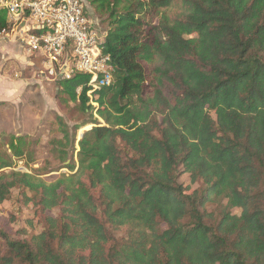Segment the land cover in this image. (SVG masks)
Masks as SVG:
<instances>
[{
	"label": "trees",
	"instance_id": "obj_1",
	"mask_svg": "<svg viewBox=\"0 0 264 264\" xmlns=\"http://www.w3.org/2000/svg\"><path fill=\"white\" fill-rule=\"evenodd\" d=\"M89 1L113 81L95 107L88 75L60 82L103 124L52 181L0 163V202L18 189L42 223L0 228V264H264V0Z\"/></svg>",
	"mask_w": 264,
	"mask_h": 264
},
{
	"label": "rangeland",
	"instance_id": "obj_2",
	"mask_svg": "<svg viewBox=\"0 0 264 264\" xmlns=\"http://www.w3.org/2000/svg\"><path fill=\"white\" fill-rule=\"evenodd\" d=\"M85 4L94 22L105 28L104 17L100 16L95 6L89 0H85ZM46 92L48 94L44 95ZM29 94L24 102L32 106L24 104L16 119L12 108L0 115V163L11 162V166L2 170L39 175L49 182L61 173H70V167H74V170L77 168L76 153L81 134L93 126V122L103 124V120L96 109L82 110L77 101L68 97L60 81L51 84L43 93ZM92 106H97V103ZM24 108L33 109V113ZM61 145L66 149L64 154L60 152ZM16 152L23 155L17 157ZM179 181L191 188L198 186L191 183L186 173L179 177ZM233 212L239 214L240 210L233 209ZM57 213V209L46 212L53 216ZM0 228L13 239L26 238L42 228L35 207L31 203H24L18 189H12L9 199L0 202ZM115 235L125 236L126 229L117 230Z\"/></svg>",
	"mask_w": 264,
	"mask_h": 264
},
{
	"label": "built area",
	"instance_id": "obj_3",
	"mask_svg": "<svg viewBox=\"0 0 264 264\" xmlns=\"http://www.w3.org/2000/svg\"><path fill=\"white\" fill-rule=\"evenodd\" d=\"M0 8L7 24L0 38L17 29L26 52L40 64L38 73L48 80L88 75L86 95L95 105V91L112 83L114 69L100 48L105 29L94 22L85 0H0Z\"/></svg>",
	"mask_w": 264,
	"mask_h": 264
},
{
	"label": "crops",
	"instance_id": "obj_4",
	"mask_svg": "<svg viewBox=\"0 0 264 264\" xmlns=\"http://www.w3.org/2000/svg\"><path fill=\"white\" fill-rule=\"evenodd\" d=\"M17 33V29L8 30L5 36L0 38V115L12 108L14 119L20 115V108L24 104L32 106L24 102L29 93H43L51 84L57 83L38 73V60L26 52L24 45L17 38ZM46 94L48 92L44 93ZM24 109L33 113V109Z\"/></svg>",
	"mask_w": 264,
	"mask_h": 264
},
{
	"label": "water",
	"instance_id": "obj_5",
	"mask_svg": "<svg viewBox=\"0 0 264 264\" xmlns=\"http://www.w3.org/2000/svg\"><path fill=\"white\" fill-rule=\"evenodd\" d=\"M81 136H82V134H81ZM81 136H80V137H81Z\"/></svg>",
	"mask_w": 264,
	"mask_h": 264
}]
</instances>
